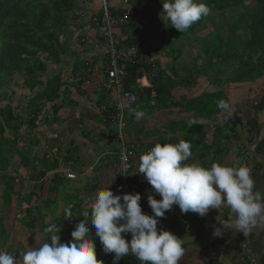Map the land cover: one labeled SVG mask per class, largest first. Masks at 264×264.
<instances>
[{
    "label": "trees",
    "instance_id": "16d2710c",
    "mask_svg": "<svg viewBox=\"0 0 264 264\" xmlns=\"http://www.w3.org/2000/svg\"><path fill=\"white\" fill-rule=\"evenodd\" d=\"M87 1H90V4H95L92 6L95 10L91 12L97 15L99 13L98 0ZM122 1L120 0L119 3L117 1L116 3L110 2L109 9L113 14L121 10L120 3ZM124 1L127 7L131 8L134 7L133 5L139 4L137 0ZM161 1V3H164L163 0ZM75 2L76 0H0V90L10 85L16 77H20L22 88L33 93L23 109L19 104L15 107H12L10 103L6 104L5 102L8 100L6 94L0 95L1 102L5 103L0 108V225L11 208L14 197L17 217L21 219V224L24 227L34 229L36 222L39 221L41 232L46 234L43 229L51 224H56L59 229L57 234L60 236L61 243H64V239L61 238L63 234H68L71 241L70 234L75 230V226L69 222L72 217L65 218L63 209L57 220L47 223L45 214L38 210V207L42 205L31 204L35 196L33 188L29 194L22 196L25 184L23 179L28 173L22 175L23 172L20 169L22 167L27 168V172L31 171V173L40 174L41 176L45 173H52V182L49 186L51 189L48 188L51 195L56 193L57 188L64 180L56 172L58 162L51 158L49 154H46L48 151L42 153L39 157L31 155V151L27 153L18 149L19 139L17 134L23 128L31 133L37 127H43L45 124H59L57 117L59 111L73 105L71 101H68L69 89L78 87L83 83L84 77L81 79L79 76L82 75L81 73L84 74V71L89 67L85 62L92 59V56L87 58L85 54L80 56L84 52L74 51L73 54L75 55L68 58L71 61L69 65L72 77L75 78L74 74L78 70L79 76H76V78L79 77V80L69 83L62 76L64 66L68 62L66 60V50L68 48L64 45L66 42L64 34L69 31V28L73 27L72 25L75 26L74 23L78 17L84 22L87 21V12L79 14L75 12ZM200 2L209 7L210 11L207 16H203L185 32L178 30L175 32L172 29L167 33L171 37V45H173L178 40H187L185 42H188L191 35H194L199 27H203V23L206 21H209L213 26V33L207 34L209 43L200 49L195 62L192 63L191 71H186V76L179 78L171 65L168 70L174 77L173 80L171 77L166 76L165 71L159 70L157 78L150 80V88H142L136 94L140 101H143L139 102V108L134 110H148L151 115L162 111L172 118H168L166 126L153 123L154 127L148 131L145 123L141 120L137 121L132 111L127 119L128 125L126 124V126H129V122L136 121L133 124L134 129L125 134V140L130 143H139L138 135L145 139L153 138L152 147L156 143H178L180 140H187L192 144V157L186 163L195 162L204 167H210L213 162L232 165L234 162L230 163L229 161L232 160L233 156L236 159H248L249 149L246 148L251 144H255L254 156L264 153V139L257 142L260 136L259 131L262 129L260 128L262 120L255 118L256 114H253L252 118L243 121L240 115L244 108L253 105H255L254 110L256 112L262 108L264 109V95L258 99L257 103L254 101V97L251 100L249 99V106H244L243 101L234 102L233 99V95L234 97L237 95L241 86L256 82L264 76V0H202ZM246 3H251V6L247 7ZM239 8L241 12H236L235 10ZM160 9L163 10V6ZM73 11L74 14H72ZM228 13H233L235 16L228 17L226 16ZM138 15L137 11H133L128 24L123 28L136 31L133 20ZM215 17L217 19H214ZM163 23L167 27L171 25L167 19ZM123 28H120V31ZM94 29L97 32L96 28ZM144 38L146 37H137V39L129 37L121 44L123 47L135 43L142 45ZM145 44L147 43L145 42ZM139 53L140 55L143 53L141 48ZM170 54H174L171 58L173 64L181 56L182 49L171 48L168 52V55ZM141 67L128 68L124 80L126 90L134 87L135 80L142 77L139 70ZM55 68H58L56 74L53 72ZM179 85L182 86V90L176 92ZM213 86L214 89L209 88ZM92 93L95 96V101H91L90 105L96 110L98 106L103 104V97L93 89ZM152 93H154L153 96H151ZM220 100H225L230 104L231 116H227V113L217 106V102ZM21 111L22 116L20 115ZM110 112L111 110H108L105 115ZM222 112L226 114L225 117L227 116V118L224 117V122L219 124L216 120ZM96 113L95 111L93 117L97 121L99 116ZM46 114H49V116ZM208 125L214 128V132L211 142L206 144L202 138L204 128ZM51 131L55 132L54 130ZM7 133L12 137L4 135ZM100 137H102L101 143L107 148L111 144L110 141L102 134ZM50 144L49 147H55L59 150V144L54 143L52 146ZM139 144L140 151L144 152L146 145ZM235 144L237 146H235V152L231 157L229 154L234 149ZM111 146L113 147L114 144H111ZM29 147L32 148V146ZM75 148L72 147V149ZM111 150H114L113 152L118 151L116 146ZM245 154L247 155L245 156ZM14 157L21 159L17 168L13 167L14 161L12 159ZM71 157L70 152L65 155L64 159L66 162H71ZM49 158L52 161L48 162ZM251 177L255 182L254 191L259 190V188L264 189V165L255 164V168L251 170ZM27 186H29V183ZM146 194L152 195V190H147ZM42 201H45V204L55 202L54 198L52 200L51 198H45ZM72 205L73 214H76L74 213L75 209L78 211L82 208L79 202L72 203ZM142 212L149 213L145 209ZM187 213L191 214L193 212ZM169 215L170 210L165 212L164 217L157 218L158 224L171 219L172 217L170 218ZM194 215L199 217L197 213L192 214V216ZM220 215L219 221L225 228L234 225L232 222L235 221V216L227 205L222 208ZM26 220L27 222H25ZM171 226L172 224L163 229L172 231ZM67 227L68 230H66ZM200 227L202 228L203 224H200ZM233 229L236 231L235 228ZM0 230H2L1 226ZM92 232H95V230ZM92 232L90 231V235L93 234ZM125 239L130 240L131 236H127ZM112 256V253L104 254L102 251L96 253L97 259L101 260L103 264H113ZM111 257L110 261L107 260ZM136 260V257L130 254V256L122 257L117 264H135ZM262 264H264V259Z\"/></svg>",
    "mask_w": 264,
    "mask_h": 264
},
{
    "label": "clouds",
    "instance_id": "9594fccd",
    "mask_svg": "<svg viewBox=\"0 0 264 264\" xmlns=\"http://www.w3.org/2000/svg\"><path fill=\"white\" fill-rule=\"evenodd\" d=\"M163 10L171 26L180 32L187 31L210 11L205 3L198 0H165ZM152 55L156 62V54L152 52ZM102 59L103 50L99 61ZM156 68L154 79L160 70L158 66ZM147 81L150 88V81ZM217 106L231 116V106L227 101L220 100ZM133 112L137 121L145 116L144 110ZM191 148L190 141L180 140L178 143H156L141 154L137 173L143 174L152 192L161 197L159 200L153 195L147 197L153 215L142 212L139 193L114 195L108 187L98 189L90 213L88 210L82 212L85 219H80L75 225L70 242L61 243L57 234L59 229L56 224H51L43 229L50 242L21 253L19 262L16 255L0 252V264H103L96 257L89 223L94 227L103 251L114 253L113 264L129 253L141 264H179L185 255L182 239L168 230L157 229V218L164 217L173 205H177L182 213L194 212L201 217L210 209L218 210L227 205L235 216L236 232L244 236L264 225V194L254 191L251 169L246 165L217 162L210 167L186 163L192 157ZM72 208L71 203L66 205L65 218L73 217ZM128 233L131 234L130 240L122 235ZM213 235L221 236V229L215 228Z\"/></svg>",
    "mask_w": 264,
    "mask_h": 264
},
{
    "label": "crops",
    "instance_id": "0c3cea01",
    "mask_svg": "<svg viewBox=\"0 0 264 264\" xmlns=\"http://www.w3.org/2000/svg\"><path fill=\"white\" fill-rule=\"evenodd\" d=\"M116 1L117 3H119L120 0H111V2L113 3H116ZM89 2L90 1L87 0H77L75 2V7H77L75 12L77 14L86 12L92 13L91 11L95 10L92 6H94L95 4L93 5ZM80 24L83 26H79L78 28L81 27V29L86 30V24L83 20H81ZM87 49L88 47H86V49L84 50L85 52L80 54V56H83L85 54L86 57L89 58L92 54L90 50L86 51ZM100 50L102 51V49ZM101 56L102 52L99 55L98 60H94V58L92 57L95 66H100L101 63L99 61V58H101ZM79 77H81V75ZM79 77L78 79L73 78L69 70V74L66 79L70 83L78 81ZM83 77L84 76L82 74L81 79H83ZM92 89V85L87 86L83 85V83L78 87H71L69 89L70 95L68 101H71L73 105H70L64 110L59 111L57 115L59 119V124L52 125V129H55L54 131L56 132L51 131L56 136V139L52 141V143H57L60 145V147L62 145L60 140L65 137L64 139L66 140L63 149L64 154L62 155L61 152L58 153L60 148L59 150H57L55 147H50L47 152V154H49L51 158L55 159L58 162V168L56 172L60 177H63V182H74L76 184L72 185L71 189L81 187L83 189V192L79 194V198L77 197L75 201L70 202L67 198L70 194L67 195L65 193L64 195V192H60L59 190L62 186V182L61 185L57 188L56 193L50 195V193L48 192V188L51 189V187L49 186H51L52 182V173H45L43 176H41L40 174H33L31 173V171L27 172V168L22 167L21 172H24L26 174L28 173L27 176H33V179L29 180L31 182H28L29 178L24 177L27 180L24 182V190H22V196H26L33 188L35 196L31 204L41 205V200L45 198H51V200L54 198V200L56 201L59 195V201H61L59 203L63 204L64 208L68 203L74 204L76 202H79L80 207H82L84 200L86 201V203L92 204L90 203V201L92 200V198L94 199L95 197H91V199L86 198L87 196L91 195L95 196L98 189L108 187L110 190V180L112 178V172L108 170V166L116 161V157H102V159L96 163L97 158H99L103 153V150L97 147V144L101 142L102 137H100V135L102 134L103 137L108 139L107 134L109 133L106 132L99 120H97V122L95 120L96 118H94L92 115L90 116L89 110H87L86 108L82 110L81 108L84 106H80L78 104L80 101L79 99L83 98L81 96L87 98L92 95ZM81 102L84 105L88 103L87 101L83 102V100ZM86 113H88L89 116ZM144 122L145 121H143V123ZM80 125L83 126L84 129H82ZM147 130L150 131L149 129ZM48 135H46L45 142L43 143L45 145H47L48 141L50 140L48 139ZM152 139L153 138H143L142 140H144V142L142 140L141 142L144 143V145L146 146L152 147ZM52 143L50 144V146H52ZM111 144L107 146V149L110 151H114L111 150V148L114 147H112ZM72 147L76 148L72 149ZM70 152L72 154L71 159L74 158L77 163L83 160V165L80 166L77 172L72 171L70 167V163L72 161L66 162L64 159L65 155ZM61 155L63 157H61ZM51 158H49L47 161H52ZM89 161L92 162L91 166L88 164ZM65 172L74 174L76 178L74 180L65 179L64 175H62ZM129 179L130 183L133 184L134 187L143 194H146L147 190H152L151 185L146 181L143 174H132L130 175ZM26 183H29V186H27ZM64 188L69 189L70 187L68 185H64ZM258 191H260V188ZM152 195L156 196L157 194L152 192ZM13 199L11 208L7 212L5 219L3 220L2 218L3 221L1 222L3 224L0 225L2 228V230H0V234H2L3 236L0 237V252H7L9 254L16 255L17 261L19 262L21 253L26 252L31 248L39 247L41 244L50 241H48V234H43V232H41L42 229L39 225V221L36 222L38 230L33 234H31V232H34L35 228L28 229L21 224V219L17 217L16 213L17 211L15 208V198L13 197ZM80 200H82L83 202ZM225 207L226 205H222L219 210L210 209L205 216L195 217V215L192 216L194 212L191 214L182 213L177 205H173L169 215V217L172 218L168 219L165 223L157 224L158 231L161 228L163 229L166 226L172 224L171 227L173 228V230H170V232L176 235L178 238L182 239V245H185L183 246L185 250V255L180 259V264H242L240 258L248 257H254L259 264H262V260L264 259V241L262 240V238L254 240L251 234H249L248 236H244L243 233L234 231V225H231L229 227L226 226V228L221 225V222L219 221L221 218L220 212L222 211V208ZM86 208H88V206ZM144 209L148 210L149 215H153L149 205L144 207ZM74 217L77 218V216ZM185 220H188V222H190V227L187 226ZM199 221H201V223H199ZM78 223L79 220L73 225L75 226ZM200 224H203L202 228L200 227ZM177 225L184 229L183 233L179 231ZM89 228L91 232L95 230L90 223ZM175 228L178 229V233L174 232ZM189 228L194 229V232L196 233L195 235H191L193 236V239L191 240H195L193 243L184 242V240L186 239L184 238V234H187V230ZM215 228L221 229V236L216 237L213 235V230ZM66 230H68V227ZM92 233L93 234L91 235V238L95 243L96 253L98 254L101 251L104 252L103 246L99 241V238L95 236V232ZM261 234L262 233L260 232L259 235L262 236ZM61 238L64 239V243L70 242V237L68 236V234H63V237ZM112 255L114 256V253H112ZM127 256H130V254H128ZM112 257L108 258V260L110 261Z\"/></svg>",
    "mask_w": 264,
    "mask_h": 264
},
{
    "label": "rangeland",
    "instance_id": "374dc122",
    "mask_svg": "<svg viewBox=\"0 0 264 264\" xmlns=\"http://www.w3.org/2000/svg\"><path fill=\"white\" fill-rule=\"evenodd\" d=\"M200 1H202V0H198V2H200ZM161 2H162L161 0H137V3H139V4L133 5L134 6L133 8L129 7V9H131L132 13H133V11H137V13L139 14L133 20V24L136 25V28H135L136 31H132L131 29L125 30V28H123V30L120 32V34H121L122 38H126L127 40L129 39V37L132 36L131 34L136 35V37H138V38L139 37H146L145 38L146 41H149V43H150L148 50L153 52V54H156L155 55L156 60H157L155 62L156 66H158V68L160 70L165 71L166 76H169L174 80V77L171 75V72L168 70L169 66L172 65L174 71L178 74L177 76L179 78H183L187 74L186 71H188V72L191 71L190 69H191L192 63L195 62V59L200 52V49L202 47H204V45H207L209 43L208 38H207V34L211 33V32L213 33V26L209 23V21H206L205 23H203V27H199L197 32L194 35H191V39L188 42H185L187 40H178V41H175L173 43V45H171L172 39L170 36L167 35V33H168V31H172V29H174L176 32L177 29L173 28L171 25L169 27H167V26H165V23H163V21H165L166 17L164 16V11L160 9L163 6V3H161ZM163 2H165V0H163ZM246 6L247 7L251 6V3H246ZM76 9H77V7H76ZM235 11L241 12V9L239 8V9H236ZM72 14H74V11ZM88 15H89V13H88ZM226 16L230 17V16H235V15L233 13H228V14H226ZM214 19H217V18L215 17ZM80 22H81V19L78 17V19L74 23L75 26L72 25L73 27L68 29L70 31V33H69V31H66V33L64 34L65 39H66L65 40L66 42L64 45L67 46V48H68V50H66V52H67L66 60L68 62L66 61L67 65L64 66V69L62 71V76H64L63 77L64 80L68 76L69 70H70L69 64H71L70 63L71 61L68 60V58L71 57L72 55H75V54H73V53H75L74 51L85 52L84 50L86 49V47H88V49L86 51H89V50L91 51V54H92L91 56L94 58V60H98V57L102 52L100 50L101 49V47L99 45L100 42L98 40V37H97L98 35H97V32L95 31V29L94 28H88L87 29V23H86L87 21L85 22L86 30L81 29V27L78 28L79 26H83L80 24ZM136 32H138V33H136ZM79 34H81V35H79ZM79 37H80V39H79ZM134 42H135V40H134ZM72 48H74V49H72ZM171 48H175V49L181 48L182 49L181 56H179L178 59L173 64L171 63V58L174 54L168 55V52L170 51ZM201 54H202V52H201ZM73 59H75V57H73ZM89 60H92V59H89ZM97 63H98V61H97ZM57 69L58 68H55L53 71L55 74L58 72ZM77 69H79V67H77ZM74 76H75V78H76V76H79L78 70L76 71V74H74ZM77 79H78V77H77ZM140 85L142 87L144 86V88L149 87V83L146 79H144V80L141 79ZM209 88L214 89V86L209 87ZM215 88H216V86H215ZM181 90H182V86L179 85L176 88V92H180ZM3 94H6V96L8 98V100L5 102L6 104L10 103V105L12 107H15V106H17V104H19L22 109L24 108V106H26L27 101L33 96V93H30L28 90L22 88V79L20 77H16L15 80L10 85H7L5 87V89L0 90V95H3ZM97 94H98V92H97ZM153 95H154V93H152L151 96H153ZM262 95H264V76H262L256 82L245 84L243 87L241 86L240 91L237 93V95L235 97L233 95V99H234V102L235 101H241V102L243 101L244 106H249V102H248L249 99L251 100L254 97V101H256V103H257L258 99ZM81 97H83V98L79 99L80 101L78 103L80 106H84L81 109L84 110L86 108L87 110H89L90 116L91 115L93 116L95 114L96 110H95V108H93L90 105V102L95 101V96L92 93V95L90 97H87V98H84V96H81ZM137 99H138V104H137V109H138L139 104H140L139 102H142L143 100L140 101L139 97H137ZM82 100H83V102H86V101L87 102L89 101V102L87 104L85 103L86 105H84L81 102ZM232 102H233V100H232ZM5 103L1 102V100H0V108L3 105H5ZM254 106L255 105H253L249 108L246 107V109L244 108L243 111L240 113V115H241L243 121L246 119L252 118L253 114H256L255 118L262 120L260 123V125H261L260 128H262V129H261V131H259L260 136L257 140V142H258L259 140L264 139V109L262 108L260 111L256 112L254 110ZM144 112H145V116H144V118L141 119V121H145L144 122L145 127L149 130H151L154 127L153 123H155L156 125L166 126L168 118L171 117L169 114L167 115L165 112H162V111L155 113L153 115H151L149 113L150 111H148V110H145ZM124 113H125V128L123 129V133L126 134V133H129L132 129H134L133 124L135 123L136 120H133L132 123L129 122V126H126V124L128 125L127 119L129 118L130 113L128 111H125ZM86 114H88V113H86ZM89 114H88V116H89ZM20 115L22 116V111H21ZM46 115L49 116V114H46ZM225 115L226 114L224 112L220 113L217 117L216 122L219 124H222V123H220V121L224 120ZM52 128H53L52 125L45 124V127H37L31 133H29L26 128L21 129L19 131V133L17 134L18 139H19L17 148L21 149L23 151H26L27 153L29 151H31V155L40 157L42 153H46L50 148L49 144L52 143V141H50L51 139L48 141L47 145H45L43 143L45 142L46 135H48V134L52 135L51 130H55ZM81 128L84 129L83 126H81ZM39 129H41V130H39ZM42 129H44V130H42ZM213 132H214V128L211 125H208V126H206V128H204V131H203L204 135H203L202 140L206 144L211 142V139L213 137L212 136ZM4 135L8 136L10 138L12 137V135H10L9 133L4 134ZM138 137H139V143H142L141 140L143 138L141 137V135H138ZM168 137H170V136H168ZM64 138L65 137H63L60 140L62 145L60 147V150L58 151V153L61 152L62 155L64 154L63 149H64V143L66 140ZM142 141L144 142V140H142ZM172 143H175V142H172ZM222 143H224V142L222 141ZM142 144H144V143H142ZM52 145H54V144L52 143ZM20 146H23V147L21 148ZM29 146H32V148H30ZM235 146H237V144L234 145V149L232 148L233 150L229 154V156H231V157L235 152ZM114 147H115V145H114ZM254 147H255V144H251L246 148L247 150L249 149L248 150V159L242 158V160H239L233 156L232 160H230L229 162L233 163V162H237L239 160L238 162H242L247 167H249L251 170H253L255 168V164L264 165V153L263 154L259 153L256 156H254L253 155V152L255 150ZM62 155H61V157H63ZM209 157H210V155H209ZM20 160L21 159H17L14 157L12 159V161H14L13 167L17 168L19 166ZM235 160H237V161H235ZM10 163H11V161H10ZM88 164L91 166L92 162L89 161ZM82 165H83V160H81L77 163L76 160L74 158H72V162L70 163V167H71L72 171L77 172V170ZM21 174L24 175V172ZM26 178H29L28 182H31L29 180L33 179V176H31V175L27 176L26 175ZM26 180L27 179H23V181H26ZM17 184H19V183H17ZM26 184H28V183H26ZM75 184L76 183H74V182H71V183L63 182L62 186L59 189L60 192H64V195H65V193L67 195L70 194L67 197L70 202L75 201L77 197L79 198V194H81L83 192V189L81 187H77L76 189L75 188L71 189L72 185H75ZM64 185H68L70 188L65 189ZM260 192L262 194H264V189H260ZM91 197H95V196H93V195L87 196L86 199H91ZM57 198L58 199L55 202L53 201V202H50L48 204H45L46 202L41 200V203H42L41 205L45 208H43L42 206L38 207V210H40L43 214H45L46 219H47V221H46L47 223H49L52 220H57V218L60 217V214L63 211L64 206H63V204L59 203V202H61V201H59V199H60L59 195ZM93 200L94 199L92 198L90 203H93ZM80 201H82V200H80ZM87 206H88V208H86ZM84 210H88L89 213L91 211V204L86 203L85 200L83 202L81 209H79L78 211L75 209L74 213H76V215L73 214V217L77 216L79 222H80V219H85V217L82 215V212ZM88 219L90 220V216ZM25 222H27V220ZM185 222L187 223V226L190 227V222H188V220H185ZM232 223H234V222H232ZM2 224L3 223L1 222V225ZM177 227L179 228V231L181 233L184 232V229H182L180 226L177 225ZM34 228L36 229V231L34 229V232H31V234L37 232V230H38L37 225H35ZM233 228H235V227L233 226ZM262 228H264V225L258 226V227H256V229L253 230V232H252L253 234L251 233V236H253L254 240L262 238V240L264 241V229H262ZM174 232L178 233V229L175 228ZM259 232L262 233L261 234L262 236L259 235L260 234ZM256 233H259V234H256ZM195 234L196 233L194 232V229L189 228L187 230V234H184V238H186L184 240V242H187V243L190 242L191 243L193 241V240H191V239H193L192 238L193 236H191V235H195ZM0 237H3L2 234Z\"/></svg>",
    "mask_w": 264,
    "mask_h": 264
},
{
    "label": "built area",
    "instance_id": "2783aa9c",
    "mask_svg": "<svg viewBox=\"0 0 264 264\" xmlns=\"http://www.w3.org/2000/svg\"><path fill=\"white\" fill-rule=\"evenodd\" d=\"M111 0H98L99 13H89L87 15V28L94 27L97 30L99 44L103 50V59L100 66H93V60L87 62L88 69L84 71L83 85H92L93 90L98 92L103 97V104L98 106L96 114L99 116V122L106 130L107 137L110 143L117 146V152L108 150L100 142L98 147L103 150L102 155L97 158L96 163L102 157H116V162L108 166V170L112 172L110 180V190L114 195L122 194H136L141 195L139 201L141 209L148 206L147 194H143L130 183V175H136L138 172L139 158L141 154L152 148L146 146L144 152L140 151L139 143H130L125 140V111L131 113L137 109L138 99L136 94L140 91V79L135 80L134 87L126 90L124 80L127 76L129 67L142 66L139 70L142 73V78L146 80H153L156 77V64L154 62L152 52L148 50L149 41L144 38V43L132 44L130 46H122V42L126 38H122L120 28L125 27L129 22L131 16V9L127 7L126 2L123 0L120 3V11L113 14L109 7ZM122 4V6H121ZM131 37H134L131 34ZM135 38V37H134ZM143 53L140 55L139 49ZM86 64V65H87ZM136 90V91H135ZM136 92V93H135ZM111 110L110 113L105 115V112ZM56 138L55 134L48 135V139ZM247 154H245L246 156ZM239 159V158H237ZM241 160V159H239ZM238 160V161H239ZM237 161V160H235ZM234 162L233 164L245 165L241 162ZM232 164V165H233ZM64 178L67 180H74L76 177L72 173L65 172ZM155 199H161L160 196H153ZM94 201V200H93ZM77 218L73 217L69 220L70 224H75ZM131 236L130 233L122 234ZM104 254H106L104 252ZM131 254V253H129ZM108 260V259H107ZM242 264H259L254 257L240 258ZM135 264H141L136 260Z\"/></svg>",
    "mask_w": 264,
    "mask_h": 264
}]
</instances>
